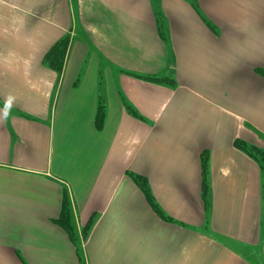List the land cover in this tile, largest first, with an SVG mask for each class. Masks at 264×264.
<instances>
[{"label":"crops","instance_id":"1","mask_svg":"<svg viewBox=\"0 0 264 264\" xmlns=\"http://www.w3.org/2000/svg\"><path fill=\"white\" fill-rule=\"evenodd\" d=\"M191 2L0 0V264H264V0Z\"/></svg>","mask_w":264,"mask_h":264},{"label":"trees","instance_id":"2","mask_svg":"<svg viewBox=\"0 0 264 264\" xmlns=\"http://www.w3.org/2000/svg\"><path fill=\"white\" fill-rule=\"evenodd\" d=\"M192 5H193V3H192ZM155 16H156V21L158 23V30H159L160 37H161V39L164 42L167 43V41H168L167 29H166L163 17L160 14L158 8L155 9ZM67 46H68V38H64L59 43H57L46 54V56L44 58L45 64L49 68H51V69H53V70H55L57 72H60L61 69H62V64H63V60H64V57H65V54H66ZM103 116H104V106L100 102L99 107H98V113H97V123H98V125L101 124V120L103 119ZM236 147H238L242 151H245V152L248 151L247 147L243 143L237 142L236 143ZM247 153L251 154L252 157L256 159V156H254L253 153H251V151H248ZM133 179L136 182V184L139 186L141 191L143 192L148 204L152 207V209L160 217H162V213L160 212V210L158 209L157 205L155 204L154 199L152 197V194L150 192V189H149L146 181L143 178L139 177V176H133ZM207 192H208V187H207V181H206V165L204 163V193H205V195H207ZM59 222L62 225V227L64 229H66L68 232L72 231V229H71V219H70V209H69V205L67 203V199L66 198H64V200H63L62 217H61ZM91 224H92V222L90 221L88 223V225L86 226V228L84 229V233H83L84 236L86 234V231L89 230Z\"/></svg>","mask_w":264,"mask_h":264},{"label":"rangeland","instance_id":"3","mask_svg":"<svg viewBox=\"0 0 264 264\" xmlns=\"http://www.w3.org/2000/svg\"><path fill=\"white\" fill-rule=\"evenodd\" d=\"M191 1V0H190ZM191 3V2H190ZM192 4V3H191ZM155 7L157 8V6L155 5Z\"/></svg>","mask_w":264,"mask_h":264}]
</instances>
